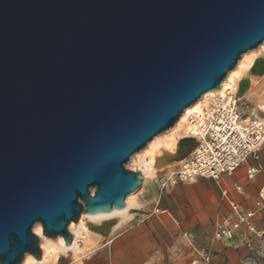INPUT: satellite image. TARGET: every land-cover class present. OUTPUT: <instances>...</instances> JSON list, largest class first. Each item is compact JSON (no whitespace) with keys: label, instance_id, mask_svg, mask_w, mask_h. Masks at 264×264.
<instances>
[{"label":"water","instance_id":"water-1","mask_svg":"<svg viewBox=\"0 0 264 264\" xmlns=\"http://www.w3.org/2000/svg\"><path fill=\"white\" fill-rule=\"evenodd\" d=\"M263 41L264 0H0V264L125 208L131 155Z\"/></svg>","mask_w":264,"mask_h":264},{"label":"crops","instance_id":"crops-1","mask_svg":"<svg viewBox=\"0 0 264 264\" xmlns=\"http://www.w3.org/2000/svg\"><path fill=\"white\" fill-rule=\"evenodd\" d=\"M251 166L258 170L250 177L247 170ZM167 169L159 171L158 177ZM143 184L132 201V210L123 214L113 230L111 264H140L153 247L165 252L183 243L206 248L210 264H234L237 253L232 239L215 238L214 230L232 214L231 204L254 208L264 184V145L258 161L248 158L232 174H223L218 180L199 177L193 184L178 183L166 189L160 187L158 179Z\"/></svg>","mask_w":264,"mask_h":264},{"label":"built area","instance_id":"built-area-1","mask_svg":"<svg viewBox=\"0 0 264 264\" xmlns=\"http://www.w3.org/2000/svg\"><path fill=\"white\" fill-rule=\"evenodd\" d=\"M239 101L234 93L217 94L201 113L190 117L189 132L196 144L188 156L168 166L158 177L162 189L178 183L193 184L199 177L218 180L223 174H232L248 158L259 160L264 145V118L246 119ZM257 170L251 166L247 173L251 177ZM231 211L215 228V238L232 239L256 232L254 219L264 212V184L254 208L231 204ZM189 246L194 255L187 264H210L211 254L206 248L194 243Z\"/></svg>","mask_w":264,"mask_h":264},{"label":"rangeland","instance_id":"rangeland-1","mask_svg":"<svg viewBox=\"0 0 264 264\" xmlns=\"http://www.w3.org/2000/svg\"><path fill=\"white\" fill-rule=\"evenodd\" d=\"M251 91L252 93H250L249 97L246 96L244 98H239L238 96L240 100V110L245 117H264V112L258 106L259 103H262L264 101V79H261L258 85L254 86ZM211 98L212 96H210L209 99L211 100ZM169 129L165 131H170ZM143 149H141L140 151H142ZM138 152L132 154L129 162L125 164L127 168L131 170L139 169L143 174L142 184L138 189L132 192L128 208L121 214L117 213L115 215L112 214L108 216L92 217L90 216V214L82 213L79 217V220L84 215L82 223L83 225H86L88 229L87 233L84 232L82 226H78L79 220L77 222H71L77 224L78 228L76 227V229L79 231L78 239L80 241H78V245L80 247L78 246L79 249L77 250V252H57V254L53 256H47V258L40 264H111V239L113 237V230L117 227V225L123 218V214H127L132 210V201L139 195V192L144 186V181L151 178L153 180H157L159 171L164 170L166 167H168L164 165L159 168L157 167L153 172H143L141 167L137 164L139 155ZM175 164L176 163H173L171 165ZM260 215L261 216H259L255 221L256 232L246 235L233 236L232 241L237 253L234 264H264V212H262ZM82 236H85V239L87 238L83 242ZM40 238L41 240L39 241V247L41 248L43 255V248L41 246L43 237L41 236ZM56 238L57 237L49 239L51 241H55ZM193 255L194 254H192L191 248H189V245L187 243H183L175 247L171 251L165 252L158 251L156 247H153L149 250L148 254L142 258L140 264H186L187 261L193 257Z\"/></svg>","mask_w":264,"mask_h":264},{"label":"bare ground","instance_id":"bare-ground-1","mask_svg":"<svg viewBox=\"0 0 264 264\" xmlns=\"http://www.w3.org/2000/svg\"><path fill=\"white\" fill-rule=\"evenodd\" d=\"M261 79H264V41L257 48L242 53L236 66L227 73L218 89L205 92L198 100L185 107L177 121L170 127V131H164L154 136L147 146L140 151L141 153L138 152L137 164L142 171L153 172L157 167L169 166L182 160L190 152L193 144V138L189 132L191 128L190 117L201 113L217 94L237 93L239 98L249 97L252 88L258 85ZM210 96H212L211 100L209 99ZM258 106L261 110H264V101L259 103ZM245 118L249 119V117ZM131 194L126 197V207L121 210H114L110 213L84 214H90L92 217L121 214L128 208ZM83 217L84 215L78 221V226H82L84 232L87 233L88 229L82 223ZM39 224L36 223L33 226V231L43 237L41 245L43 248L42 259L38 260L33 255L26 254L20 264H40L47 256H53L57 252H77L80 247L78 245L80 240L78 239L79 231L76 229L77 224L70 223L69 225V229L73 232V239L69 245L65 244L62 236H57L55 241H51L42 234V227ZM82 238V242L87 239H85V236H82Z\"/></svg>","mask_w":264,"mask_h":264}]
</instances>
